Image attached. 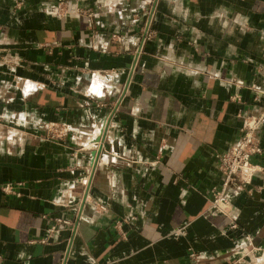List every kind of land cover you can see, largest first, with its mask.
Instances as JSON below:
<instances>
[{"label": "crops", "instance_id": "crops-1", "mask_svg": "<svg viewBox=\"0 0 264 264\" xmlns=\"http://www.w3.org/2000/svg\"><path fill=\"white\" fill-rule=\"evenodd\" d=\"M148 8L0 0V264H264L262 174L209 210L264 110V0H156L137 57Z\"/></svg>", "mask_w": 264, "mask_h": 264}, {"label": "built area", "instance_id": "built-area-1", "mask_svg": "<svg viewBox=\"0 0 264 264\" xmlns=\"http://www.w3.org/2000/svg\"><path fill=\"white\" fill-rule=\"evenodd\" d=\"M156 0H148L147 18L143 27V35L139 40V46L136 50L137 57L142 51L143 45L153 36L152 19L154 14ZM56 11H61L58 6ZM264 97V92L262 93ZM264 119V110L259 117H247L249 127L242 129V134L238 142L228 151L218 157L219 171L222 174V183L220 189H213L209 200V210L213 214H220L228 217L231 221H235L236 217L232 208V198L245 191L252 183L253 178L257 174L264 176V168L252 163L254 156L263 155V150L257 143L255 132L260 122ZM88 181L85 182L84 193L88 194ZM19 185L5 184L2 191L5 194L15 195L19 197L16 188ZM233 210V209H232ZM71 222L67 219L55 218L53 225L49 229V233L57 231L60 227L71 226ZM194 258V255H191Z\"/></svg>", "mask_w": 264, "mask_h": 264}, {"label": "water", "instance_id": "water-1", "mask_svg": "<svg viewBox=\"0 0 264 264\" xmlns=\"http://www.w3.org/2000/svg\"><path fill=\"white\" fill-rule=\"evenodd\" d=\"M97 141H99V139H97ZM97 141H96V142H97ZM101 147H102V146H101ZM100 149H101V148H100ZM100 149H99V151H98L99 153L96 154V158H98V157L100 156V154L106 155V152L103 150L102 153H101V150H100Z\"/></svg>", "mask_w": 264, "mask_h": 264}, {"label": "rangeland", "instance_id": "rangeland-1", "mask_svg": "<svg viewBox=\"0 0 264 264\" xmlns=\"http://www.w3.org/2000/svg\"><path fill=\"white\" fill-rule=\"evenodd\" d=\"M263 252H264V249L258 253L259 254L258 256L261 257L263 255Z\"/></svg>", "mask_w": 264, "mask_h": 264}]
</instances>
